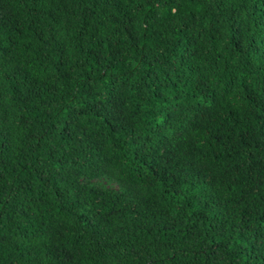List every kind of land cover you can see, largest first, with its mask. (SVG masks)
<instances>
[{
  "label": "trees",
  "instance_id": "obj_1",
  "mask_svg": "<svg viewBox=\"0 0 264 264\" xmlns=\"http://www.w3.org/2000/svg\"><path fill=\"white\" fill-rule=\"evenodd\" d=\"M0 264H264V0H0Z\"/></svg>",
  "mask_w": 264,
  "mask_h": 264
},
{
  "label": "rangeland",
  "instance_id": "obj_2",
  "mask_svg": "<svg viewBox=\"0 0 264 264\" xmlns=\"http://www.w3.org/2000/svg\"><path fill=\"white\" fill-rule=\"evenodd\" d=\"M103 184L106 185V186H108V184L105 181L103 182Z\"/></svg>",
  "mask_w": 264,
  "mask_h": 264
}]
</instances>
